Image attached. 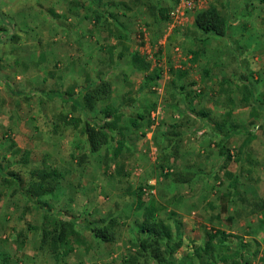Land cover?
Returning <instances> with one entry per match:
<instances>
[{"label":"rangeland","instance_id":"374dc122","mask_svg":"<svg viewBox=\"0 0 264 264\" xmlns=\"http://www.w3.org/2000/svg\"><path fill=\"white\" fill-rule=\"evenodd\" d=\"M174 4L0 0V159L21 180L0 181V264H123L139 238V188L143 204L162 207L157 219L179 222L177 261L218 230L264 264V0L222 3L227 27L236 23L224 37L196 30L195 14L172 26ZM135 53L154 82L133 67ZM101 80L111 93L87 113L56 94L71 89L74 100ZM85 121L113 122L114 140L92 152ZM34 169L61 176L28 200ZM69 220L75 235L54 256L42 230ZM91 225L112 240L94 239Z\"/></svg>","mask_w":264,"mask_h":264},{"label":"trees","instance_id":"16d2710c","mask_svg":"<svg viewBox=\"0 0 264 264\" xmlns=\"http://www.w3.org/2000/svg\"><path fill=\"white\" fill-rule=\"evenodd\" d=\"M158 16L162 20L167 19V11L159 10ZM193 27L204 34L224 37L227 31V20L214 6L209 5L205 10L194 15ZM132 65L135 69L146 73L145 85L159 78L157 71H150V64L142 60L137 53L133 54ZM110 93V83L107 80H101L94 86L87 87L85 91L80 92L74 100L71 99L73 96L71 89L62 93L57 92L56 94L62 101H71L73 108L79 106L81 107L80 110L87 113L93 109L97 102L107 99ZM248 93L250 94L249 91ZM104 113L107 114V111L105 110ZM200 115L205 116V113H200ZM71 123L76 125L77 121L72 120ZM83 127V132L92 152L98 151L102 146L114 140L115 127L113 122L90 124L85 121ZM252 138L253 136L249 134L243 140L241 147L246 148ZM116 144L114 156L119 155L123 146L121 141H116ZM223 149L224 147L221 146V155H225ZM227 159H230V156H227ZM121 169L123 167L118 168V171ZM118 174L120 175V173ZM31 175L33 179L31 178L32 180L27 184V189L24 190L25 197L28 200L51 193L58 182L57 179L61 176L54 169L48 172L34 169L31 171ZM2 177L3 183H14V185H18H15L17 189H21V180L15 174L8 172L4 173ZM134 194L137 200V207L142 211V221L138 228L139 238L134 244L136 251L129 254L123 260V264H252L251 257L254 254L250 250V244L243 242L237 236L226 235L218 230L214 233L205 232L203 245L194 248L181 261H177L175 254L183 243L179 222L172 220L173 226H171L163 220L157 219L156 213L162 207L153 200L143 204L141 202L140 188ZM43 211L45 213V210ZM43 217L45 218V215ZM88 230L94 239L102 242H110L112 240V235L107 227L91 225ZM73 235H75V230L72 220L67 223L56 221L52 229L42 230L41 246L43 247L45 243H49L50 252L57 256L62 245L68 244L69 237Z\"/></svg>","mask_w":264,"mask_h":264},{"label":"built area","instance_id":"2783aa9c","mask_svg":"<svg viewBox=\"0 0 264 264\" xmlns=\"http://www.w3.org/2000/svg\"><path fill=\"white\" fill-rule=\"evenodd\" d=\"M209 3L210 0H177L168 13L171 25H178L187 16L205 10Z\"/></svg>","mask_w":264,"mask_h":264},{"label":"crops","instance_id":"0c3cea01","mask_svg":"<svg viewBox=\"0 0 264 264\" xmlns=\"http://www.w3.org/2000/svg\"><path fill=\"white\" fill-rule=\"evenodd\" d=\"M238 2H239V0H210V3H209V5H212V6H214L217 10H218V12H219V8H220V5L223 3V4H225V5H227L228 6V8L229 7H231V8H233L234 6H236V4H238ZM220 13V12H219ZM222 15V14H221ZM223 16V15H222ZM226 20H227V17H225V16H223ZM236 25V23H230V22H228V26L229 27H233V26H235ZM229 27H227L228 28V30H229ZM14 142H16V141H14ZM17 143V142H16ZM16 147H18V148H22V147H26V146H22V145H20V144H16ZM220 153V152H219ZM0 155H4V153H2V151H1V149H0ZM5 157H9V155H6ZM2 168H4V164L2 163V161H1V159H0V181H2V176H3V174H4V171H2L3 169Z\"/></svg>","mask_w":264,"mask_h":264}]
</instances>
